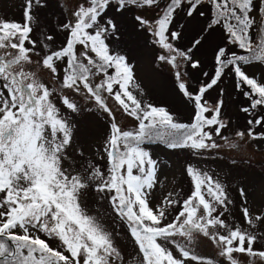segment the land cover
<instances>
[{
  "label": "snow or ice",
  "instance_id": "snow-or-ice-1",
  "mask_svg": "<svg viewBox=\"0 0 264 264\" xmlns=\"http://www.w3.org/2000/svg\"><path fill=\"white\" fill-rule=\"evenodd\" d=\"M51 2L24 0L22 22L0 19V264H264V209L253 212L244 188L242 224L229 219L235 202L225 184L191 163L187 198L169 192L156 202L161 162L147 148L238 150L225 136L229 78L246 101L247 127L235 136L264 142V72L248 71L264 68V0H55L59 14L42 19ZM128 13L156 49L154 65L169 69L191 106L190 122L142 99L124 40ZM206 45L211 71L198 56ZM189 69L200 74L195 83ZM85 116L108 126L90 155ZM117 225L133 252L118 243ZM205 243L219 259L197 254Z\"/></svg>",
  "mask_w": 264,
  "mask_h": 264
},
{
  "label": "rangeland",
  "instance_id": "rangeland-1",
  "mask_svg": "<svg viewBox=\"0 0 264 264\" xmlns=\"http://www.w3.org/2000/svg\"><path fill=\"white\" fill-rule=\"evenodd\" d=\"M23 3L24 0H0V19L22 22L23 20ZM140 12V10H137ZM53 13L58 15V9L55 0L49 4L47 9L39 11L38 15L42 19L54 21ZM140 14L151 17L150 12H140ZM182 15V14H181ZM184 23L183 20H181ZM204 20L198 23L189 24L181 46L187 45L196 32L202 27ZM261 18L256 17V24L261 23ZM124 40L126 41V50H129V59L135 64V73L137 80L142 84L144 95L142 97L146 102L155 104L156 106H165L168 109L174 108L181 116L180 122H190L191 106L186 104L181 95L175 88L174 77L167 67L154 65L156 49L147 41L149 37L147 34L137 32L136 24L132 20V13H128L124 21ZM198 56L203 63V70L211 71L212 52L211 46L206 45L200 49ZM190 70V69H189ZM193 74L195 83L200 79V74L196 70H190ZM252 72H264V68L256 65L248 69ZM226 91L225 95V113L232 117L231 128L225 132V136L229 142H235L240 145L239 149H232L224 147L220 150L212 151L211 153H204L202 156L193 155L192 151L188 149H167L163 144L151 145L147 148L153 153L154 158L161 162L159 170V184L153 192L156 202L163 199L169 193L179 194L180 198H187L192 190V184L189 177L185 174L184 169L187 164L191 163L194 167H199L210 174H214L222 183L225 184L230 198L235 202L230 206L228 214L229 219L235 218L236 222L242 224V217L240 206L243 201L239 195L238 189L244 188L247 193L248 206L257 212L264 209V142L252 140L250 138H240L235 136L236 131H243L246 127V116L239 111V108L246 104L243 97L235 93L232 80L226 79L221 85ZM216 91H212L208 97L210 100L215 99ZM151 98L157 100L155 103L150 101ZM111 102V101H110ZM118 121L123 128L134 130L133 123L126 120L125 117L117 115ZM133 121V120H132ZM82 126L86 127L88 132V145L86 147V154H91L96 148L102 145L105 136L108 133V126L106 119L89 118L88 116L81 118ZM217 142L224 144L225 141L217 138ZM170 150V151H169ZM95 158V157H93ZM236 163L233 164L232 161ZM102 165L104 161H98ZM90 209L93 208V201H88ZM106 207V205H104ZM94 210V209H93ZM175 213H173L174 215ZM109 227H112L111 222L107 221ZM121 236L118 238V243L126 252H133L134 246L127 235L126 229L122 225H117ZM261 247L260 244L256 245ZM213 249V251L206 252L204 249ZM197 254L219 259L211 244L205 243L195 249ZM243 264H247V259L241 257Z\"/></svg>",
  "mask_w": 264,
  "mask_h": 264
},
{
  "label": "flooded vegetation",
  "instance_id": "flooded-vegetation-1",
  "mask_svg": "<svg viewBox=\"0 0 264 264\" xmlns=\"http://www.w3.org/2000/svg\"><path fill=\"white\" fill-rule=\"evenodd\" d=\"M150 101H152V102H156L157 100H155L154 98H151L150 99ZM110 103H112V102H110ZM155 105V104H154ZM172 113H174L175 115H176V117H177V119L179 120V121H181L182 120V116L174 109V108H170L169 109ZM118 116H120V117H124V116H122V115H120V114H118ZM126 120H128L129 122H131V123H133L134 124V126H135V124H136V122L135 121H132V119H130V118H126ZM122 127H123V125H121ZM125 130H129V128H124ZM156 144H160V143H152L151 145H156ZM170 151V150H169ZM204 250H206L204 253H201V254H205L206 252H210V251H213V249H204ZM214 252L216 253V250H214Z\"/></svg>",
  "mask_w": 264,
  "mask_h": 264
},
{
  "label": "trees",
  "instance_id": "trees-1",
  "mask_svg": "<svg viewBox=\"0 0 264 264\" xmlns=\"http://www.w3.org/2000/svg\"><path fill=\"white\" fill-rule=\"evenodd\" d=\"M150 12V11H149ZM151 15H153V12H150Z\"/></svg>",
  "mask_w": 264,
  "mask_h": 264
}]
</instances>
